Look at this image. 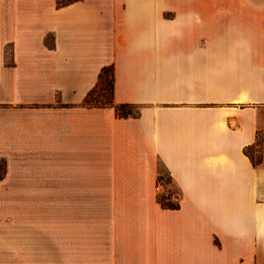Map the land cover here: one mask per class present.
<instances>
[{"label":"crops","instance_id":"0c3cea01","mask_svg":"<svg viewBox=\"0 0 264 264\" xmlns=\"http://www.w3.org/2000/svg\"><path fill=\"white\" fill-rule=\"evenodd\" d=\"M0 158V264H264V0H0Z\"/></svg>","mask_w":264,"mask_h":264},{"label":"trees","instance_id":"16d2710c","mask_svg":"<svg viewBox=\"0 0 264 264\" xmlns=\"http://www.w3.org/2000/svg\"><path fill=\"white\" fill-rule=\"evenodd\" d=\"M81 0H57V7H65L70 4L79 2ZM109 71H112L111 67L104 68L99 76V82L97 84V87L89 93L87 96V99L85 101V105L88 107H105L107 105L108 107H113L115 114L119 118H128V117H133L136 116L137 113L132 111V106L127 105V104H122V105H117L113 102L110 103H98L97 97H96V92L97 90L101 87L104 86L105 84V74ZM111 89L113 92V72L111 75ZM92 102H95L92 104ZM7 172V162L5 159L0 158V182L5 178ZM161 180H159L160 182ZM162 182V181H161ZM159 203L161 204L162 207L167 208V209H177L179 207L178 203H173L170 201L169 198L165 197H160L159 198Z\"/></svg>","mask_w":264,"mask_h":264},{"label":"rangeland","instance_id":"374dc122","mask_svg":"<svg viewBox=\"0 0 264 264\" xmlns=\"http://www.w3.org/2000/svg\"><path fill=\"white\" fill-rule=\"evenodd\" d=\"M111 75L112 71H109L105 74V84L104 86H101L97 92L96 97L98 100V103H110L113 102V92L111 89ZM95 102H92L94 104ZM105 107H108L105 105ZM133 112H137L138 110L134 107H132ZM161 184H163L166 188V191L161 193L159 195L160 197L169 198L171 202L178 203L180 199V192L175 186L171 183V180L169 179L168 175L163 172V176L161 178Z\"/></svg>","mask_w":264,"mask_h":264}]
</instances>
